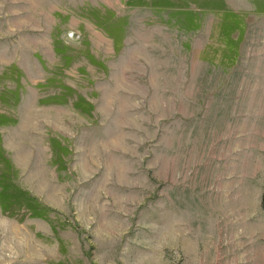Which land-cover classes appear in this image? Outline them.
I'll list each match as a JSON object with an SVG mask.
<instances>
[{
	"label": "rangeland",
	"instance_id": "obj_1",
	"mask_svg": "<svg viewBox=\"0 0 264 264\" xmlns=\"http://www.w3.org/2000/svg\"><path fill=\"white\" fill-rule=\"evenodd\" d=\"M264 0H0V264H264Z\"/></svg>",
	"mask_w": 264,
	"mask_h": 264
},
{
	"label": "trees",
	"instance_id": "obj_2",
	"mask_svg": "<svg viewBox=\"0 0 264 264\" xmlns=\"http://www.w3.org/2000/svg\"><path fill=\"white\" fill-rule=\"evenodd\" d=\"M263 204H264V196H263Z\"/></svg>",
	"mask_w": 264,
	"mask_h": 264
}]
</instances>
